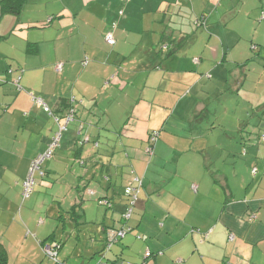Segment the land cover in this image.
<instances>
[{
    "label": "crops",
    "instance_id": "crops-1",
    "mask_svg": "<svg viewBox=\"0 0 264 264\" xmlns=\"http://www.w3.org/2000/svg\"><path fill=\"white\" fill-rule=\"evenodd\" d=\"M259 4L264 12V0H25L18 15L0 12V242L7 258L6 243L31 228L37 237L40 228L31 210L17 212L22 185L10 186L6 177L23 181L51 141L53 130L40 131L33 118L44 114L32 98L38 93L59 115L70 102L75 109L77 136L45 171L56 176L60 167L67 182L75 173L83 181L70 204L75 217L93 209L88 197L97 196L99 207L109 202L111 212L96 211L90 229L97 253L105 229L125 224L123 190L139 177L131 230L111 249L121 264L142 262L146 249L162 250L146 264H263L264 138L252 120L235 132L211 122L217 112L209 106L236 93L255 117L264 114V68L252 78L254 91L243 68L264 67V48L231 28L240 20L253 30ZM81 136L89 140L80 144ZM101 137L111 152L97 150ZM66 155L72 163L62 162ZM56 203L45 211H64Z\"/></svg>",
    "mask_w": 264,
    "mask_h": 264
},
{
    "label": "rangeland",
    "instance_id": "rangeland-1",
    "mask_svg": "<svg viewBox=\"0 0 264 264\" xmlns=\"http://www.w3.org/2000/svg\"><path fill=\"white\" fill-rule=\"evenodd\" d=\"M258 6H259V15L258 17L254 18L255 28H253L254 31L258 30L257 32L253 33V30L251 28L247 29L244 26L239 27L241 26V22H239L240 20H236L235 22L236 27H234L235 25L234 24L231 28L233 30L234 29L237 30V33L234 36L238 37L239 34L245 37L248 33V38L250 40L254 38L253 42L255 44L262 45L264 48V34L262 32V30H264V12H261L260 4ZM260 23L262 24L259 25ZM256 47H258V45ZM258 50L259 49L256 50L254 49V51H258ZM243 68L244 71L246 70V73L248 75V79L245 82V86L247 90L254 91V89L251 88L253 86V83L255 82L252 80V78H256L258 74H261L264 67L263 65L258 66L253 63H246V65ZM21 87L22 89H18L19 91L20 90L26 91L25 86L22 85ZM28 90L32 91L34 89H28ZM32 92H34V94L36 93V91H32ZM37 94L38 93H36L35 97H40ZM71 98L72 97H70L69 99ZM244 101L246 100L236 96V93L230 94V98H227V96L225 97V99H222L221 97L212 98L209 106L211 107V112L215 110V112L217 113L214 114L215 118H213V116L211 115L210 121L215 122V124L228 123L231 127H233L232 129L235 132L234 129L235 127L237 128L238 124L242 122H248L249 124V122L252 120L251 123L255 124L254 133H258L259 139H261L262 136H264V114L260 113L258 117H255V115H253L255 114L254 113L255 111L252 112L249 101H247V103H244ZM40 106L44 111V114H37V116L33 115V118L37 117L38 121L41 123L43 130L41 129L40 131L48 132L49 130L50 131L53 130L51 136L52 139V137L58 132L59 129L55 117L58 118L61 117L58 113H56L53 110V108H49L50 112H48L44 110V105H40ZM126 106L128 107V104ZM223 106L227 110L224 111V109L222 108ZM94 119L98 122L100 117L96 116L94 117ZM60 121H63V119L61 118ZM0 123L3 122L1 121ZM76 124H78L77 120L74 119L67 125L65 129L62 130L61 138H60L61 142L59 146L55 148L54 153L52 155V157L53 156L56 157L55 161L57 160V157L59 155H64L66 153V148L69 147L71 145V142L75 140L73 136L74 137L77 136L76 134L77 129L76 128L74 129ZM217 129L218 128H216L215 133L219 131ZM19 132L22 133V131ZM15 133H18V131H15ZM91 134H96V132ZM231 134L233 136V133ZM214 140L218 142L217 137H215ZM65 141L68 142L65 143ZM99 143H100V147L97 149L98 151L101 150L104 151L105 149L109 150L110 152L112 151L113 145L106 146L107 143L105 142V140L102 139V137L100 138ZM78 145L80 144L78 143ZM248 147L249 146L245 148L248 149ZM242 148L243 146L241 147V149ZM52 157L44 161L42 165L43 170H45L47 163L50 161V159H52ZM69 157H70L69 155H66L65 158L62 160V162L64 164L70 163L71 160L70 159L68 160ZM70 165L72 164H69V166ZM75 175L76 173L72 177L73 178L72 181L67 182L66 181L67 179L65 178L64 170H62L60 167H59V171L56 172V176H54V173L52 172L47 173V175H45L43 178L39 177L37 174L35 175L36 184L33 187L32 190L33 192L31 196L25 199L24 201L20 196V198L16 202V205H17V212L19 211L20 208H23V212L25 211V209L31 210L33 220L35 222V226L38 228L40 227L38 229V236L37 237L34 236L37 230L33 228H31L28 231L27 237H25V232L23 236L17 233L18 236L14 237L16 240H13L14 238L11 239L13 240L11 241V245H9L10 243H6L8 245L7 250L9 254L6 264H55V262L51 258H49L43 250V247L51 241V239L48 237L52 234H54L55 236L54 238L56 239V241L61 243V249L59 251L58 258L63 264H95L96 263V260L99 259L98 255H102L104 249H102L100 253H97L96 251L99 247L93 249L92 246L93 242H90V238H89L91 236L90 234L92 233L90 232V229L94 230L97 226L96 223H94L96 211L97 212L101 211L99 213H104L106 210H110L111 212V209L109 208L107 209L105 206L99 207L95 201L97 196L95 198L88 197L87 200L85 201L90 203L93 209L90 210L88 209L86 218L82 216L75 217V214H78V212L76 211L73 214V210H72L73 207H71L70 204H72L73 206V199L75 198V195H77L78 190L80 191L83 187V181L79 185L80 181ZM6 177H9L7 180L10 186L21 187L23 181L17 179V175H14L15 178L10 176H6ZM67 185H70L71 196H69L68 189L66 188ZM20 194H22V189ZM54 198L56 202L57 201L62 202L64 211H61L60 213L57 214L52 212V210H50L47 213L45 211L47 205H50L52 203L57 204L56 202H51L52 201L51 199ZM41 202L45 204L44 209L43 207L41 209H37L36 207L37 205H35V203L40 204ZM85 220L86 222H84ZM75 222H77V224H75ZM128 222L131 223L132 220L131 221L127 220L124 224L125 227H130L129 225H127ZM128 233L129 232H127V234ZM41 241L43 242L44 246H42V244L40 243ZM161 255L162 253L156 257H159ZM113 260H116L115 263L113 264H121V258L120 260H117L112 250L106 252L105 259L103 262L110 264V262H112ZM125 262L126 260L123 259L122 264Z\"/></svg>",
    "mask_w": 264,
    "mask_h": 264
},
{
    "label": "built area",
    "instance_id": "built-area-1",
    "mask_svg": "<svg viewBox=\"0 0 264 264\" xmlns=\"http://www.w3.org/2000/svg\"><path fill=\"white\" fill-rule=\"evenodd\" d=\"M106 42L108 44H112L114 41L111 37L110 34L106 35ZM85 63V62H84ZM57 69H61V64L57 66ZM32 96V95H31ZM32 98L40 105H42V101L40 98L32 96ZM44 105V104H43ZM44 110L50 112L49 108L44 105ZM64 122L59 125L58 132L52 137L51 141L47 145L46 149L43 152H40L37 154L31 161L29 165V170L27 172L26 177L23 180L22 183V197L26 198L30 195L32 192L33 186L35 184V175L38 174L39 176L44 175V171L42 170V163L44 162L45 159L51 157L53 154V150L56 148L58 145L61 132L63 129L66 128V125L73 119V110H70L64 117ZM55 120L57 121L58 118L55 117ZM157 139V133H153L152 136L150 137V141L153 142ZM146 151L148 153H151L152 148L147 147ZM255 170V169H254ZM140 186H141V179L139 177H135L133 181L128 184L126 187H124V195L127 198L128 205L127 209L125 212L122 214L123 220L126 222L129 220L133 207L136 201V198L138 196V193L140 191ZM101 202L104 205L109 206V202L106 200H101ZM131 230L130 227H125V225H122L117 228H108L106 232V239H107V244H106V250L110 248V246L117 241L118 239L124 237V235ZM231 238V235H230ZM42 246H44L42 244ZM60 246L55 242H49L43 247V250L45 254L51 258L55 263L57 264H63L59 261L58 259V253H59ZM152 256V253L147 249L144 253V260L141 263H135V264H146L147 262L145 260L149 259ZM96 264H106L102 260H99Z\"/></svg>",
    "mask_w": 264,
    "mask_h": 264
},
{
    "label": "trees",
    "instance_id": "trees-1",
    "mask_svg": "<svg viewBox=\"0 0 264 264\" xmlns=\"http://www.w3.org/2000/svg\"><path fill=\"white\" fill-rule=\"evenodd\" d=\"M24 2H25V0H0V12L3 14V13H10V14H14V15H18L20 12H21V10H22V8H23V5H24ZM16 86H18V88H20V89H22V87L18 84V80H17V82H16ZM50 110V109H49ZM70 110H73V119L71 120V121H73L74 119H75V117H76V115H75V109H74V107H73V105H72V103L70 102V103H68L67 104V107H66V111H65V113H62V115H60V117L63 119V121H60V119L61 118H58V120L56 121L57 123H58V127H59V125L60 124H62L63 122H64V117H65V115L70 111ZM70 121V122H71ZM69 122V123H70ZM68 123V124H69ZM67 124V125H68ZM67 125H66V127H67ZM156 131H153L150 135H149V139H148V143H149V146L148 147H153V145H154V143L156 142V140L155 141H153V142H151L150 141V137L152 136V134L153 133H155ZM157 133V132H156ZM83 138H82V140H86V141H88L89 140V137L88 136H82ZM264 138V136H262V138L261 139H263ZM82 140H79V143L80 144H82L81 143V141ZM58 146V145H57ZM56 146V147H57ZM97 146V143H95V147ZM55 150V149H54ZM54 150H53V153H54ZM151 153H152V151H151ZM151 153H149V154H151ZM53 155V154H52ZM52 155H51V157H52ZM51 157H49V158H51ZM34 158V157H33ZM32 158V159H33ZM31 159V160H32ZM48 159V158H47ZM46 160V159H45ZM44 160V161H45ZM44 163V162H43ZM43 163H42V165H43ZM43 170V169H42ZM44 171V175L41 177V176H39L38 174V176L39 177H41V178H43L45 175H46V171L45 170H43ZM141 179V178H140ZM24 180V179H23ZM23 183V182H22ZM35 184H36V177H35ZM34 184V185H35ZM128 185V184H127ZM127 185H125V187L127 186ZM34 187V186H33ZM141 188H142V179H141V186H140V190H141ZM33 190V189H32ZM31 194V193H30ZM123 194H124V190H123ZM124 197H126L125 195H124ZM23 198V197H22ZM27 198V197H26ZM23 199H25V198H23ZM137 199V198H136ZM103 200V199H102ZM107 201V200H106ZM127 205H128V201H127V198H126V209H127ZM135 205V204H134ZM106 207H107V205H105ZM110 206V205H109ZM75 207H73V209H74ZM134 208V207H133ZM72 209V210H73ZM125 209V210H126ZM125 211H123V213H124ZM123 213H121V214H123ZM108 228H114V227H108ZM108 228H106L105 229V246H104V250H103V253H102V255H98L99 256V259L98 260H96V263L99 261V260H102V261H104V259H105V253L106 252H108V251H110L111 249H112V247L114 246V245H116L119 241H120V239H118L117 241H115L111 246H110V248L109 249H107L106 250V244H107V239H106V232H107V229ZM116 228V227H115ZM126 235V234H125ZM124 235V236H125ZM41 244H43V242L41 241L40 242ZM59 246H60V248H61V243L60 242H56ZM147 250V249H146ZM145 250V251H146ZM149 250V249H148ZM59 251H60V249H59ZM150 251V250H149ZM101 252V251H100ZM151 252V251H150ZM145 253V252H144ZM152 253V256L149 258V259H153V257H156L157 255H160L161 253H162V250H160V251H157L156 253H153V252H151ZM59 254V253H58ZM59 259V258H58ZM149 259H147V260H149ZM143 260H144V255H143ZM60 261V260H59ZM146 261V260H145ZM61 262V261H60ZM7 263V254H6V250H5V248H4V246H3V244L0 242V264H6ZM62 263V262H61ZM95 263V264H96ZM106 263V262H105ZM113 263H115V261H112V262H110V264H113ZM141 263V262H140ZM55 264H57V263H55ZM107 264V263H106ZM133 264H135V263H133ZM263 264H264V262H263Z\"/></svg>",
    "mask_w": 264,
    "mask_h": 264
}]
</instances>
